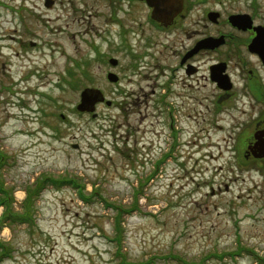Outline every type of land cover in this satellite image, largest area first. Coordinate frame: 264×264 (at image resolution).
Instances as JSON below:
<instances>
[{
	"label": "rangeland",
	"instance_id": "rangeland-1",
	"mask_svg": "<svg viewBox=\"0 0 264 264\" xmlns=\"http://www.w3.org/2000/svg\"><path fill=\"white\" fill-rule=\"evenodd\" d=\"M45 2L0 0V179L14 213L50 179L34 221L0 226V264H264V161L244 146L264 103L237 98L243 137L226 145L211 87L178 79L172 122L158 100L168 57L135 67L112 23L137 28L140 12L135 24L127 0ZM86 88L115 105L78 111Z\"/></svg>",
	"mask_w": 264,
	"mask_h": 264
},
{
	"label": "flooded vegetation",
	"instance_id": "flooded-vegetation-1",
	"mask_svg": "<svg viewBox=\"0 0 264 264\" xmlns=\"http://www.w3.org/2000/svg\"><path fill=\"white\" fill-rule=\"evenodd\" d=\"M127 2L124 10L127 12L126 18L140 12L145 21L137 23L141 18L134 16L136 19L132 21L137 23V28L133 25L131 28L127 27L122 18L117 20L118 17H114L112 23L119 24V30L127 36V45L124 46L135 67L136 64H145L151 56L157 55L156 60L160 64L163 54L168 57L162 63L167 66L164 68L167 74L163 76L166 95L158 96L159 103L163 106L160 113L170 115L169 119L174 122L177 106L166 98L173 93V86L178 79L185 84L203 81L204 85L211 87V93L206 99L213 105L210 108L215 112V126L225 131L230 127L228 135L223 138L224 144H230L234 137L238 142L243 137L245 123H241L240 117L235 115L238 111L237 98L250 97L253 102L264 103L262 85L257 82L258 77L264 78V0H172L166 7L164 18L159 20L154 18L155 8L146 0ZM144 24L151 30L164 34L166 41L152 42L153 37ZM157 45H162V51L156 52L154 46ZM116 65L117 62L114 66ZM259 72H263L262 75ZM115 76H118L117 85L120 78L118 73ZM239 80L244 82L242 87L239 86ZM138 98L140 99L139 96ZM233 98L235 105L230 104ZM103 104L115 105L113 101L109 104L105 100L98 106ZM146 107L149 108L148 103ZM252 121L255 124L252 135L244 134L245 160L264 161V157H257L255 154L259 153L257 142L264 138V119Z\"/></svg>",
	"mask_w": 264,
	"mask_h": 264
},
{
	"label": "water",
	"instance_id": "water-1",
	"mask_svg": "<svg viewBox=\"0 0 264 264\" xmlns=\"http://www.w3.org/2000/svg\"><path fill=\"white\" fill-rule=\"evenodd\" d=\"M45 5L47 8L51 7L53 4V0H45ZM149 5L155 8L154 10V18L159 20L160 18H164L167 12V5L172 0H146ZM111 63L113 65L116 64V60H112ZM108 80L112 83L118 81L117 76L113 74H109ZM105 100L103 93L99 89L87 88L81 93V101L77 106V110L81 112L94 113L96 111V104L99 102H103ZM94 117L96 114L93 115ZM259 153H255L257 157H264V138L260 139L256 145Z\"/></svg>",
	"mask_w": 264,
	"mask_h": 264
},
{
	"label": "trees",
	"instance_id": "trees-1",
	"mask_svg": "<svg viewBox=\"0 0 264 264\" xmlns=\"http://www.w3.org/2000/svg\"><path fill=\"white\" fill-rule=\"evenodd\" d=\"M5 155H2L0 157V168L1 166H3V161L5 159ZM50 181L49 178L47 177H43L42 181H40L38 183V187L37 189L34 191L32 188H28V196L25 199V203H24V208H25V213L23 214H19V213H14L13 208H12V204H13V198L11 197L10 191L8 189L5 188V184L4 182L0 179V206L5 208V212L2 215V217L0 218V226L9 224L11 222H20L22 223H31L33 220V213H31V207L33 205V199L34 197L39 196V192L43 189V187H45L46 185L45 183H48ZM58 182H55V184H57ZM6 252V251H5ZM5 252L2 253V256L5 255Z\"/></svg>",
	"mask_w": 264,
	"mask_h": 264
}]
</instances>
